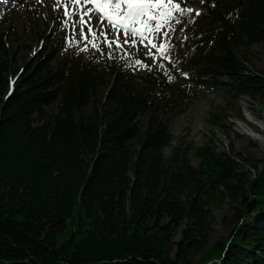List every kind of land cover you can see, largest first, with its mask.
Listing matches in <instances>:
<instances>
[{"label":"trees","instance_id":"trees-1","mask_svg":"<svg viewBox=\"0 0 264 264\" xmlns=\"http://www.w3.org/2000/svg\"><path fill=\"white\" fill-rule=\"evenodd\" d=\"M204 10L180 26L188 78L176 81L152 67L138 83L123 60L106 81L87 54L56 63L55 42L13 82L0 39L1 262L264 264V156L253 178L256 164L210 142L194 147L198 167L180 148L164 155L192 87L250 97L264 113V71L248 57L264 47V0H207ZM189 192L212 212L187 202ZM230 204L232 234L210 246L211 216Z\"/></svg>","mask_w":264,"mask_h":264},{"label":"rangeland","instance_id":"rangeland-1","mask_svg":"<svg viewBox=\"0 0 264 264\" xmlns=\"http://www.w3.org/2000/svg\"><path fill=\"white\" fill-rule=\"evenodd\" d=\"M206 1L178 0L183 8H191L193 12L180 16L179 23L173 21L171 31L165 28L161 33L149 35L141 40L140 37H126L122 31L113 29L106 21L101 24L99 15L95 13L91 17L85 16V21L90 19V23L82 25V9L70 0H60L59 4L57 0H24L19 3L0 0V39L9 54L10 79L13 82L18 79L27 67H32L55 42H58L60 47L56 63L87 54L101 70H108L111 63L123 60L125 68H133L132 76L138 83L149 79L152 67L163 70L165 77L170 80L188 78V73L182 72L183 65L178 61L180 48L177 44L184 43L187 35L180 26L205 13ZM65 5L69 15H65ZM86 7L91 8V5ZM196 12L200 15L197 16ZM73 13L77 16L75 21L71 18ZM91 23L98 26L93 27ZM89 27L96 34L95 40L88 31ZM81 30L87 40L82 37ZM164 31L168 32L167 38L163 35ZM149 40L157 46L167 43V51L161 55L156 48L151 47ZM116 41L119 47L116 46ZM93 43L96 47L92 46ZM248 57L255 70L264 71L263 45L256 44L248 49ZM169 65H173V71L168 69ZM108 73L106 81H111L113 70H108ZM106 92L107 89L102 86L98 94L103 97ZM189 92L187 97L191 99L188 100L187 107L175 114L171 121L170 130L174 141L164 150L165 157L171 156L173 149L180 148V156L187 159L190 165L198 167L200 160L194 147L210 142L216 153H228L236 158V154L240 152L247 161L256 164L258 170L252 169L251 172L255 178L262 169L259 161L264 156V113L259 102L247 96H232L223 89L192 87ZM239 111L242 112L243 119L238 117ZM192 198L198 199L197 206L201 207L203 212H212L211 205L203 194L189 192L187 202ZM236 211L234 204H230L213 213L211 226L215 230L211 234L210 246L232 234ZM195 223L193 220V224ZM180 238L179 235L177 239ZM192 258L193 261L198 259L196 256ZM0 264L5 263L0 261Z\"/></svg>","mask_w":264,"mask_h":264},{"label":"snow or ice","instance_id":"snow-or-ice-1","mask_svg":"<svg viewBox=\"0 0 264 264\" xmlns=\"http://www.w3.org/2000/svg\"><path fill=\"white\" fill-rule=\"evenodd\" d=\"M70 2L83 10L80 18L82 25L90 23V19L85 21L84 16L91 17L95 13L99 15L101 24L106 21L113 29L122 31L126 37H140L141 40L146 39L149 35L161 33L165 28L171 31L173 21L179 23L180 16L190 15L193 12L191 8H183L178 0H70ZM57 3L59 4L60 0H57ZM87 5H91V8H87ZM64 9L65 15H69L67 5L64 6ZM196 15L198 16L200 13L196 12ZM88 31L95 40L96 34L91 27ZM81 35L87 40L83 30H81ZM163 35L167 38L168 32L164 31ZM125 42L127 43V40ZM115 43L117 47L120 46L118 41ZM148 43L152 48H156L161 55L168 49L167 43H162L159 46L151 40ZM92 46L96 47V44L93 43Z\"/></svg>","mask_w":264,"mask_h":264},{"label":"bare ground","instance_id":"bare-ground-1","mask_svg":"<svg viewBox=\"0 0 264 264\" xmlns=\"http://www.w3.org/2000/svg\"><path fill=\"white\" fill-rule=\"evenodd\" d=\"M21 1H24V0H17V1H15V0H13V2H15V3H19V2H21ZM26 1V0H25ZM82 13H83V11H82ZM85 17V16H84ZM71 18L72 19H74V21L75 20H77V16L73 13V15L71 16ZM92 24V26L94 27V26H98L96 23H91ZM84 28V27H83Z\"/></svg>","mask_w":264,"mask_h":264}]
</instances>
